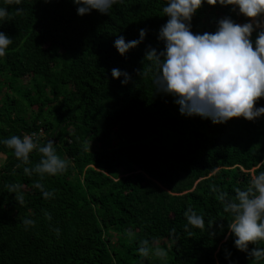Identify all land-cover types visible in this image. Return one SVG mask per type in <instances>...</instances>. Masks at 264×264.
I'll use <instances>...</instances> for the list:
<instances>
[{
    "label": "trees",
    "instance_id": "1",
    "mask_svg": "<svg viewBox=\"0 0 264 264\" xmlns=\"http://www.w3.org/2000/svg\"><path fill=\"white\" fill-rule=\"evenodd\" d=\"M167 3L122 0L108 14L80 16L73 0H0L10 13L0 32L13 39L0 57V264H161L139 255L144 239L168 252L167 264H264L235 246L233 218L213 192L232 197L264 171V115L214 124L182 115L175 97L158 92L156 63L145 57L149 46L165 48L158 36L169 19ZM225 17L241 25L253 21L236 5L205 0L191 30L214 33ZM262 24L253 31L254 47ZM140 29L147 30L144 40L121 55L114 41L139 40ZM113 68L129 74L127 84L123 75L113 78ZM5 88L11 93L2 97ZM256 107H264V98ZM32 133L41 144L53 140L69 161L66 173L42 181L54 191L51 199L2 143ZM40 158L38 151L30 154L31 165ZM10 183L23 185L22 206L7 192ZM189 208L204 217L203 230L185 229ZM24 218L35 226L26 228ZM161 233L169 244L153 243ZM254 247L264 242L249 251Z\"/></svg>",
    "mask_w": 264,
    "mask_h": 264
},
{
    "label": "clouds",
    "instance_id": "2",
    "mask_svg": "<svg viewBox=\"0 0 264 264\" xmlns=\"http://www.w3.org/2000/svg\"><path fill=\"white\" fill-rule=\"evenodd\" d=\"M6 3L19 5L21 0H6ZM73 3L77 6V14L84 16L93 10L108 14L122 0H73ZM204 3L205 0H168L163 13L169 19L161 26L158 36L165 48L158 51L149 46L145 57L154 60L157 66L153 82L158 92L176 98L175 103L180 106L182 115L211 119L214 124H224L241 117L254 121L264 115V107H256L264 98V30L259 31L255 47L251 37L253 31L264 23L259 19L264 15V0H207V4L212 6L218 3L221 6H238L239 12L254 20L255 25L252 22L241 25L225 17L218 22L219 27L214 33L194 34L191 21ZM22 13L23 8L16 9L17 15ZM9 16L7 8L0 7V20ZM146 32V29H140V39L127 42L119 36L114 46L121 55H125L144 40ZM12 43L10 36L0 32V57L7 55ZM122 75L125 77L122 83L127 84L129 74L112 69L113 78L119 79ZM2 143L21 162L17 167L24 165L25 176L39 177L33 186L40 190L44 199L54 198V191L47 190L42 181L45 176L66 173L69 161L58 154L53 140L41 144L37 134L32 133L22 138L12 135ZM87 147L85 143V150ZM34 151H38L41 158L31 165L30 154ZM5 188L7 192L15 193V199L21 206L24 204L23 185L10 183ZM213 192L217 193L224 211L233 218L229 231L236 237L235 246L248 253L254 261L264 260V248L254 247L249 251L250 244L264 242V171L253 174L246 189H235L232 197L217 188H213ZM44 215L51 221L49 212L45 210ZM184 215L188 221L186 230L189 225L201 230L205 228L204 217L191 208ZM22 222L26 228L36 224L29 218H24ZM55 231L59 235L60 230L57 228ZM171 232L175 235L176 230L173 228ZM138 252L142 258L155 257L161 264H167L168 252L162 247H153L147 239L139 242Z\"/></svg>",
    "mask_w": 264,
    "mask_h": 264
},
{
    "label": "rangeland",
    "instance_id": "3",
    "mask_svg": "<svg viewBox=\"0 0 264 264\" xmlns=\"http://www.w3.org/2000/svg\"><path fill=\"white\" fill-rule=\"evenodd\" d=\"M252 23H255V21L253 20ZM261 26H263V24H261ZM29 82V77H26L24 80H23V84H27ZM9 91L7 88H5L1 94V96L3 97L5 95V92ZM11 91V90H10ZM9 91V92H10ZM11 93V92H10ZM4 163V156L3 155H0V165H2ZM114 239L117 240L118 239V236L117 234L114 235ZM153 242L154 243H170L169 239L167 236H165L163 233H161V235H159L158 237H155L153 238Z\"/></svg>",
    "mask_w": 264,
    "mask_h": 264
}]
</instances>
